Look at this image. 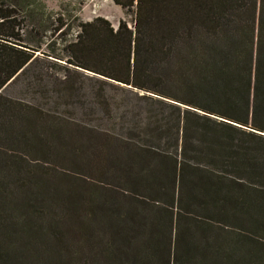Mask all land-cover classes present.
Returning <instances> with one entry per match:
<instances>
[{"label": "trees", "instance_id": "16d2710c", "mask_svg": "<svg viewBox=\"0 0 264 264\" xmlns=\"http://www.w3.org/2000/svg\"><path fill=\"white\" fill-rule=\"evenodd\" d=\"M113 1L0 0V264H264V0Z\"/></svg>", "mask_w": 264, "mask_h": 264}, {"label": "rangeland", "instance_id": "374dc122", "mask_svg": "<svg viewBox=\"0 0 264 264\" xmlns=\"http://www.w3.org/2000/svg\"><path fill=\"white\" fill-rule=\"evenodd\" d=\"M32 3L34 9H38L43 13H49L52 16H63L68 24L72 27L71 38L77 34V25L81 21L91 22L98 16L109 20L115 27L123 20L130 26H133V14H127L125 10L117 6L113 0H28ZM50 35V34H49ZM91 82H87V86H91ZM68 110V109H66ZM69 111V110H68ZM68 115L79 120L81 112H76L72 108ZM91 125V124H90Z\"/></svg>", "mask_w": 264, "mask_h": 264}]
</instances>
